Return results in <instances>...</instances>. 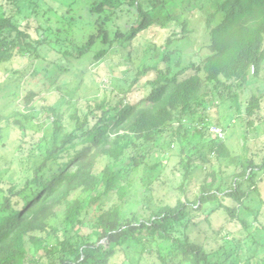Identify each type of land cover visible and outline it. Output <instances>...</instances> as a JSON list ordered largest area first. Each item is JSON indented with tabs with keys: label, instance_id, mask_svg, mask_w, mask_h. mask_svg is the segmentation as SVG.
Listing matches in <instances>:
<instances>
[{
	"label": "trees",
	"instance_id": "obj_1",
	"mask_svg": "<svg viewBox=\"0 0 264 264\" xmlns=\"http://www.w3.org/2000/svg\"><path fill=\"white\" fill-rule=\"evenodd\" d=\"M127 18L132 23L129 29L116 28ZM156 28L175 30L171 29L166 43L151 56L153 45L151 57L139 66L138 75L147 78L143 86L138 88L141 77L136 76L121 98L97 103L99 112L92 109L89 114L94 123L84 120L78 124V135L62 140L56 134L53 145H48L40 158L36 156L38 161L30 159L31 174L0 191V264H27L31 244L34 264H226L217 258L219 252H208L193 234L202 219L213 227V216L219 213L228 214L233 224L246 230L244 238L225 242L229 248L223 258L230 264H260L257 260H264V225L258 222L264 206L260 190L264 155L231 157L224 142L210 149L205 130L189 123L210 107L209 101L200 108L203 81L215 82L231 93L221 78L247 83L260 76L264 67V0H0V70L18 57L32 64L49 60L43 67L44 81H54L58 72L81 69L77 64L89 58L90 49L97 45L103 48L93 55L95 61L105 57L111 47L130 55L133 40ZM194 28L206 32L204 47L209 54L200 65L186 67L176 45L194 37ZM50 53L59 58H50ZM173 59L175 66H183L179 71L164 67ZM189 70L193 72L187 74ZM19 74L20 70L12 71L9 81L19 79ZM135 89L140 93L128 96ZM35 97L30 91L24 102L30 105ZM234 99L239 108L236 94ZM258 108L259 100L253 98L249 115ZM58 110H53L52 117L58 116ZM179 110L188 115L187 124L182 114L176 116ZM204 120L201 114L197 122ZM172 122L184 127L171 131ZM59 123L58 116L52 124L60 127ZM192 126L199 144L189 138ZM122 130L129 134L120 136ZM163 133L168 134V144L160 146L166 156L175 141L180 148L178 172L182 179L177 187L186 200L179 198L160 208L148 206L152 210L149 218H125L120 205L104 211L102 202L111 193L117 192L120 202L125 200L129 177L123 183L124 176L156 151L152 145ZM112 135L119 136L116 144L123 141L124 145L109 148ZM138 140L144 142L139 145ZM127 150L130 154L126 155ZM95 153L110 157L112 164L95 172ZM215 153L219 161L230 158L231 164L239 165V173L230 181L206 165ZM200 170H206L211 180H206L195 201H190L186 183ZM70 201L66 213L69 233L63 234L66 227L51 222L57 210ZM228 201L240 207L234 209ZM84 227L91 233L84 234ZM44 232L49 237L36 236Z\"/></svg>",
	"mask_w": 264,
	"mask_h": 264
},
{
	"label": "rangeland",
	"instance_id": "obj_2",
	"mask_svg": "<svg viewBox=\"0 0 264 264\" xmlns=\"http://www.w3.org/2000/svg\"><path fill=\"white\" fill-rule=\"evenodd\" d=\"M198 19L203 20L201 16ZM130 21L129 18L122 20L116 28L127 30L132 25ZM171 29L175 30L174 28ZM171 29L156 28L150 33H141V37L133 40L134 49L130 55H122L120 51H117L118 48L111 47L105 57L95 61L93 55L103 48V45L99 44L94 50L93 48L90 49L92 52L89 58L77 64V67L81 69L68 73L58 72L55 77L60 76L54 81H44L46 70L43 67L46 66L47 62H50L49 60L32 64L31 61L27 62L24 58L18 57L10 66L3 67L0 70V126L4 127L1 131L3 140L0 143V170L3 172L0 173V191L6 190L10 184L23 181L26 176L31 174L30 159L38 161L41 155L45 153L46 147L50 144L53 145L56 134L62 140L70 134L78 135L80 131L78 124L83 123L84 120H87L89 124L94 123L95 118L89 114L92 109L97 111L95 108L97 103H102L105 99L118 100L121 98L122 93L128 89L136 76L141 77L138 84V88H141L147 78L138 75L139 66L141 68L145 60L159 52L161 45L165 44L167 38L170 37ZM194 29L197 33L194 37L190 36V39H185L176 45L180 46L178 50H182L183 66L186 67L193 64L195 66L200 65L206 55L209 54V51L204 47L207 44V39H204L206 32ZM88 40L85 41L88 42ZM153 45L156 47L154 48ZM151 48H154L152 54ZM46 54L48 51H45ZM49 56L54 59L59 58L53 53H50ZM175 60H167L163 64L164 67L169 66L179 71L183 66L181 68L175 66ZM149 61L150 59L147 62ZM14 70H20V74L17 75L19 79L15 78L9 81V75ZM192 72L189 70L187 74ZM205 81H203L204 86L198 98L201 103L200 108L209 104V101L210 107L193 116L189 123L197 129L205 130V139L209 142L208 148L215 149L219 143L224 142L231 157L247 156L251 158L257 154L264 155V67L258 78H251L247 83L221 78V82L225 86L231 87V93L222 89V85ZM17 86L19 87L16 88ZM30 91L35 93L36 97L32 104L26 105L25 96ZM138 93H140L139 89H135V92H129L128 96ZM235 94L238 96L239 108L234 103L235 99L233 100ZM215 98L216 100H213ZM253 98L259 100V108L253 116H250L247 109ZM197 105L195 104L194 107ZM56 108L59 109L60 123L58 126L60 127H55L52 124L54 119L58 118V116L52 117L53 110ZM182 112L179 110L176 112V116L179 117L182 114V121L187 124L188 115ZM201 114L205 117V123L197 122ZM178 125L179 123L172 122L168 128H171L172 131L184 127H178ZM193 126L188 131L189 138L195 145L199 144L200 139L194 135L195 128ZM126 133L128 132L122 130L120 136ZM167 135V133L161 134L158 141L152 145L153 151H156L149 155L143 163H139L129 176H124L123 183L129 177L125 200L120 202L117 192L111 193L102 202L104 211L120 205V211L125 218L132 219L135 216L149 218L152 210L148 206L160 208L166 204H175L179 198L183 201L186 200V194L182 193L181 187L180 190L177 187L182 179L178 172L180 169L178 166L180 148L177 141L172 144L167 156L164 149H161V147L164 148L165 142L168 144ZM132 137L134 136L132 135ZM118 139V135H112L109 148L123 146V141L116 144ZM138 142L140 145L144 140H138ZM244 146L247 147L246 151ZM188 148L193 150L192 146ZM129 152L130 150H127L125 154H130ZM218 157V153L213 154L209 157L210 161L206 165L214 167L218 174L221 173L224 178L230 181L233 174L239 173L240 167L236 163L231 164L230 158L219 161ZM92 159L94 160L95 172H101L113 162L110 157L99 153H95ZM206 180H211L207 171L200 170L189 182L187 181L185 192L190 201H195ZM260 190L264 198V182L260 185ZM72 202H67L57 210V215L51 222L54 226L66 227L67 208ZM228 203L234 209L240 207L234 202L228 201ZM88 217L92 221V214ZM212 221L213 227L216 229L202 219L195 228L194 238L196 241L201 239L208 252H219L217 258L223 259L226 264H230L223 258L224 251L229 248L225 242H234L235 238H244L246 230L238 227L236 223L233 224L228 214H216ZM258 222L264 225V206H262V215ZM255 226L258 227L259 225ZM66 229L67 227L63 229L65 231L63 234L69 233ZM82 232L89 234L91 229L84 227ZM36 236L49 237L45 232L37 233ZM27 239L30 241L29 238ZM30 247L31 252L27 264H34L32 261L35 260V252L32 244ZM119 259L121 258L115 259V261ZM257 261L260 264L264 262L260 258Z\"/></svg>",
	"mask_w": 264,
	"mask_h": 264
}]
</instances>
